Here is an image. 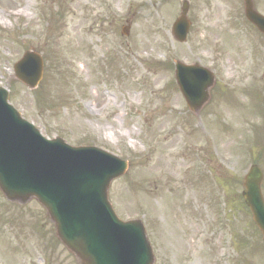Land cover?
<instances>
[{
    "label": "rangeland",
    "instance_id": "1",
    "mask_svg": "<svg viewBox=\"0 0 264 264\" xmlns=\"http://www.w3.org/2000/svg\"><path fill=\"white\" fill-rule=\"evenodd\" d=\"M181 1L0 0V87L44 137L128 161L110 201L123 221L143 220L155 264H264L241 197L254 162L264 172V36L243 0H187L192 25L179 44ZM27 51L44 61L37 90L14 76ZM176 61L215 74L198 114L176 85ZM0 264L77 261L42 205L0 191Z\"/></svg>",
    "mask_w": 264,
    "mask_h": 264
},
{
    "label": "water",
    "instance_id": "2",
    "mask_svg": "<svg viewBox=\"0 0 264 264\" xmlns=\"http://www.w3.org/2000/svg\"><path fill=\"white\" fill-rule=\"evenodd\" d=\"M184 1L173 27L185 43L190 29ZM246 17L264 33V17L250 0ZM15 78L35 90L44 75V61L27 52L15 65ZM176 79L189 108L198 114L209 101L214 75L198 65L176 64ZM126 162L96 148H72L62 139H44L9 104L0 88V190L10 202L36 199L48 212L57 234L79 264H154L155 257L142 222L124 223L109 202L111 183L127 171ZM263 173L257 166L245 177L243 198L264 236Z\"/></svg>",
    "mask_w": 264,
    "mask_h": 264
},
{
    "label": "bare ground",
    "instance_id": "3",
    "mask_svg": "<svg viewBox=\"0 0 264 264\" xmlns=\"http://www.w3.org/2000/svg\"><path fill=\"white\" fill-rule=\"evenodd\" d=\"M176 228H177V226H175ZM174 238H176V237H174ZM177 240V239H176Z\"/></svg>",
    "mask_w": 264,
    "mask_h": 264
}]
</instances>
